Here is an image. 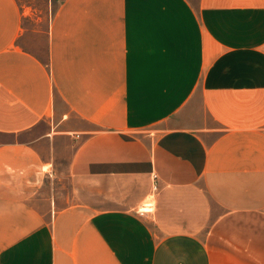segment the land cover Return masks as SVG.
Here are the masks:
<instances>
[{
    "label": "crops",
    "instance_id": "obj_1",
    "mask_svg": "<svg viewBox=\"0 0 264 264\" xmlns=\"http://www.w3.org/2000/svg\"><path fill=\"white\" fill-rule=\"evenodd\" d=\"M27 1L0 0V264H264V0Z\"/></svg>",
    "mask_w": 264,
    "mask_h": 264
},
{
    "label": "built area",
    "instance_id": "obj_2",
    "mask_svg": "<svg viewBox=\"0 0 264 264\" xmlns=\"http://www.w3.org/2000/svg\"><path fill=\"white\" fill-rule=\"evenodd\" d=\"M152 180H153V191L157 192L159 189V185H158V176L157 175H153L152 176ZM149 208V209H148ZM151 204L148 203L146 205L143 206V208L138 210V214L141 216H144L145 214H148L151 212Z\"/></svg>",
    "mask_w": 264,
    "mask_h": 264
},
{
    "label": "rangeland",
    "instance_id": "obj_3",
    "mask_svg": "<svg viewBox=\"0 0 264 264\" xmlns=\"http://www.w3.org/2000/svg\"><path fill=\"white\" fill-rule=\"evenodd\" d=\"M44 1V2H43ZM20 3H27V0H19ZM41 2L46 3V5L48 6V0H42ZM52 5V4H51Z\"/></svg>",
    "mask_w": 264,
    "mask_h": 264
},
{
    "label": "bare ground",
    "instance_id": "obj_4",
    "mask_svg": "<svg viewBox=\"0 0 264 264\" xmlns=\"http://www.w3.org/2000/svg\"><path fill=\"white\" fill-rule=\"evenodd\" d=\"M143 208V207H142ZM149 209V208H148Z\"/></svg>",
    "mask_w": 264,
    "mask_h": 264
}]
</instances>
